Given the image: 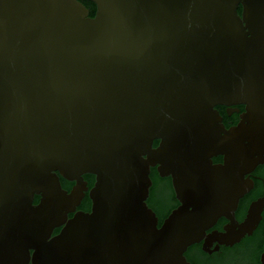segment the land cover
Returning a JSON list of instances; mask_svg holds the SVG:
<instances>
[{
	"label": "water",
	"instance_id": "1",
	"mask_svg": "<svg viewBox=\"0 0 264 264\" xmlns=\"http://www.w3.org/2000/svg\"><path fill=\"white\" fill-rule=\"evenodd\" d=\"M88 1L0 0V264H187L219 215L206 252L250 235L263 198L232 211L264 162V0ZM218 103L245 105L235 126ZM154 165L182 203L160 229ZM84 173L91 211L66 221Z\"/></svg>",
	"mask_w": 264,
	"mask_h": 264
},
{
	"label": "flooded vegetation",
	"instance_id": "2",
	"mask_svg": "<svg viewBox=\"0 0 264 264\" xmlns=\"http://www.w3.org/2000/svg\"><path fill=\"white\" fill-rule=\"evenodd\" d=\"M238 12L241 11V6H238ZM227 108H236L239 112H231L228 116L226 113ZM213 110L216 111L217 116L221 119L218 122L222 125L224 130L235 126L239 120L240 115L245 110V105L243 103H234L230 105L225 104H214ZM223 136V133H220ZM159 140L154 139L152 146L156 147ZM262 158L264 160V151L262 153ZM210 160L213 165H223L224 164V154H216L210 156ZM248 177L251 180V188L243 193L241 197L237 198L236 207L232 211L233 220L235 223H244L247 218V212L249 210L250 204L263 198L264 203V162L257 163L254 168L243 174V180ZM253 176V177H252ZM149 177L151 184L148 191V196L144 200V203L148 209L153 213L154 218H156L155 227L157 229L161 228L164 220L172 213L176 211L179 206L182 205L181 201L178 200L171 175H160L157 169V165L151 166L149 171ZM256 177V178H254ZM260 178V179H257ZM85 181V190H82V197L79 203L73 206V211H68L66 213V221L73 217L74 213L82 212L83 214L91 211L92 200L89 197V190L93 186L95 181V176L90 173H84L82 175ZM61 187L70 192L72 186H75L76 182L74 180H66L60 176ZM39 201V196L35 195L32 204L35 205ZM191 210V206L188 207V211ZM260 220L257 225L252 230L251 234L245 233L239 240L231 245H223L218 241L214 240L211 242L208 249L213 250L217 246V250L211 253L206 252L202 249L204 239L212 231L217 233L225 234L224 226L229 223V218L224 215H219L215 222L207 227L203 233V237L198 242H193L185 246L182 251V256L184 257L187 264H264L261 261L262 253L264 252V206L259 214ZM64 223L59 226L52 228L49 238L57 235L62 228ZM48 238V239H49ZM32 253V250H29ZM28 264H31L29 262ZM91 264V263H90Z\"/></svg>",
	"mask_w": 264,
	"mask_h": 264
},
{
	"label": "trees",
	"instance_id": "3",
	"mask_svg": "<svg viewBox=\"0 0 264 264\" xmlns=\"http://www.w3.org/2000/svg\"><path fill=\"white\" fill-rule=\"evenodd\" d=\"M81 3L85 5V7L89 10V15L93 16L94 11H95V6L92 2L88 0H79Z\"/></svg>",
	"mask_w": 264,
	"mask_h": 264
}]
</instances>
